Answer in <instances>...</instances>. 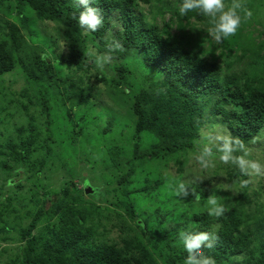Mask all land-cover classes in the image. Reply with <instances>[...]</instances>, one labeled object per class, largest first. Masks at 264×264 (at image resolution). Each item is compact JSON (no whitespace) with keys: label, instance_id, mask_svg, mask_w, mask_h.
Returning <instances> with one entry per match:
<instances>
[{"label":"trees","instance_id":"1","mask_svg":"<svg viewBox=\"0 0 264 264\" xmlns=\"http://www.w3.org/2000/svg\"><path fill=\"white\" fill-rule=\"evenodd\" d=\"M256 1L240 0L247 11ZM142 3L152 7L149 14ZM182 3L94 0L103 23L91 32L78 23L79 0H0V74L19 65L27 87H37L30 136L16 129L18 142L0 144V239L17 244L10 264H185L181 233L188 231L209 234L195 255L212 264H264V42L256 46L246 34L248 19L231 39L213 42L211 18L199 9L180 16ZM57 41L66 56L47 52ZM94 50L115 62L113 103L96 93L105 77L92 81L89 74ZM136 53L156 73L147 86L130 81L132 69L116 62ZM63 63L74 70L69 83ZM211 122L232 136L231 145L222 141L227 163L206 140ZM203 144L210 145L209 161ZM36 150H45L42 161L29 162ZM191 153L200 163L214 161L226 181L213 188L210 177L188 182ZM88 168L98 172L95 187L83 178ZM23 170L27 192L18 183L10 193V180ZM210 197L224 207L221 216L209 215ZM115 227L117 238L110 236Z\"/></svg>","mask_w":264,"mask_h":264},{"label":"rangeland","instance_id":"2","mask_svg":"<svg viewBox=\"0 0 264 264\" xmlns=\"http://www.w3.org/2000/svg\"><path fill=\"white\" fill-rule=\"evenodd\" d=\"M246 1H251V0H246ZM230 3V2H229ZM158 2L154 1L153 6H158ZM228 6V4H226ZM253 6V11L252 16L248 18L249 20V25H252V27L247 28V33L249 34V38L254 39V45H259L261 42H264V0H257L256 2L252 3ZM142 8L143 12L145 14H149V9L152 7H149L148 5L142 3L140 6ZM245 8V7H244ZM247 10V9H246ZM168 12L165 15L166 21L170 17ZM8 17V16H7ZM260 20L262 21V26H260L259 22ZM158 24L162 25V21H160V18L157 20ZM51 26H54L53 23H49ZM258 24V25H257ZM40 25V24H39ZM40 27H42L40 25ZM51 34H53L52 30H48ZM116 30L112 29L109 31L107 34V37L110 40L114 39ZM245 34V33H244ZM49 36V34H47ZM215 38L213 39V42H215ZM205 45L209 48L214 43L207 42ZM54 52H51L52 49L47 48V52L52 54L53 56H56L60 54L61 56H66L67 50L65 47V43L61 41H57L56 46L53 48ZM96 53V51L94 50ZM63 54V55H62ZM97 54V53H96ZM235 56V55H233ZM101 58L103 60V67H99L95 61L93 68L90 70V73L93 76L92 81H95L94 76L95 75H100L102 77H105L106 81L105 83H100L97 87L98 91L96 93H99V96L102 100L106 102H112L111 98L109 97L110 90L114 88V86L111 87L110 80L115 77V69H114V64L115 62L113 60H110L107 54H97V59ZM117 63L121 64H126L129 68L132 69L133 73L130 76V81H132L134 84L138 83L139 85L142 86H147L149 83V78L152 74L156 76V73L153 69L146 68L142 61H141V55L139 53H136L128 58V61H122V60H117ZM236 61L235 67H244V62L239 63ZM62 70V77L63 78H73L74 75V70H71V68L65 63H63L62 67L60 68ZM161 75L157 73V78H160ZM66 82L69 83L67 81ZM131 82V83H132ZM128 87V86H127ZM23 89L26 90V95H23ZM37 92V87L31 86L27 87L25 83V77L22 72L21 67L18 65L15 69L12 71L0 74V144H5V143H16L19 141V136L18 132L15 130L16 129H26L25 136L29 137L30 136V129L28 127V124H31L30 120V114L31 111L35 112V108H32L33 105H31L30 99L32 98V95ZM25 94V93H24ZM68 106H71V103L66 101ZM113 103V102H112ZM23 107V108H22ZM27 107V109H25ZM28 112H27V111ZM30 110V111H29ZM52 110H55V104H52ZM96 113H101L103 117L109 115L106 111L102 112L101 109L98 107L96 109ZM75 112H78V109H75ZM37 117V116H36ZM124 118V117H122ZM92 120V119H91ZM35 126L37 128H41L43 125L42 119L38 116L37 121L34 122ZM36 131H39L36 129ZM204 134L206 136V140L209 141V144L212 145L214 148H218L219 150H223L222 146V141H225L227 144L231 145V139L232 136L229 133V130L226 129H221L219 126V123H207L206 124V129L204 131ZM115 140V139H114ZM42 138L40 136V139L37 144L38 148L41 145ZM209 145V146H210ZM209 146L206 144H203L202 147L200 148L202 152H206L207 155V161L212 159L211 153L209 151ZM42 151V150H41ZM37 151L33 155H30V161L29 162H35V160H40L42 161L43 157L45 154L44 152ZM249 152H251L249 150ZM257 157L261 156V153H256ZM89 156V155H87ZM245 158L247 156L243 155ZM198 157L200 155L198 154ZM185 158L188 160L186 163V173L189 175L188 176V182H192L195 179L198 178H204L208 179L210 177L211 182V188H213L216 184H219L223 181H226L225 175L220 172V170L217 169L216 164L214 161H210L209 164L200 163L201 159H196L194 154H189L188 156H185ZM244 158V159H245ZM49 163V162H48ZM170 166L172 167V172L174 173L177 169L175 166L174 162L170 163ZM28 167V166H27ZM26 167V168H27ZM46 166L43 167V174L42 177L44 178L46 176L45 172ZM217 169V171H216ZM216 171V172H215ZM95 170L92 168L85 169L83 172L84 179L89 185V182H93L91 186L95 187L94 181H92V177L97 174ZM29 172L27 173L26 171L23 170V172L18 176L15 177L14 179L10 180L9 187H7L8 191L11 193L12 189L11 187H15L18 185V183H21L24 188H18L17 190L20 191L21 193H26L27 192V187L29 186V183L26 182V178L29 176ZM31 177V176H30ZM34 178L32 177V180ZM253 181V178H251ZM101 183V182H100ZM79 186L83 187L82 183H79ZM79 187V188H80ZM225 191L228 189V185H224ZM231 192V191H229ZM108 198L115 199L114 194H110ZM120 234V230L115 227L111 229L110 236L111 237H118ZM11 235L15 236V234L11 233ZM4 237V235H0V238ZM16 243L15 242H4L0 239V264H10L12 259H14V255L16 253ZM4 250V251H3Z\"/></svg>","mask_w":264,"mask_h":264},{"label":"clouds","instance_id":"3","mask_svg":"<svg viewBox=\"0 0 264 264\" xmlns=\"http://www.w3.org/2000/svg\"><path fill=\"white\" fill-rule=\"evenodd\" d=\"M79 2L83 6L78 18L80 27L86 31L95 32L103 23L102 15L97 8L92 7L94 0H79ZM193 9H199L202 15L211 18L212 27L209 29V33L217 41L231 39L237 34L241 24L252 16V12L245 10L240 0H232L229 6H226L225 0H183L179 7V15L185 16ZM96 63L99 67H103L101 58H98ZM222 151L224 154L220 156V159L227 163L230 159V150L225 146ZM240 163L243 164V161L241 160ZM205 166L207 165L205 164ZM251 167L257 169L258 165L253 163ZM177 183L178 189L182 191L185 185L182 182ZM207 203L209 215L219 217L224 213V207L218 203L215 197H210ZM209 238V234L206 232L188 231L181 233V240L189 254L185 259V264H212L210 259L195 255V251L209 241Z\"/></svg>","mask_w":264,"mask_h":264},{"label":"water","instance_id":"4","mask_svg":"<svg viewBox=\"0 0 264 264\" xmlns=\"http://www.w3.org/2000/svg\"><path fill=\"white\" fill-rule=\"evenodd\" d=\"M87 192L90 193V192H92V190L91 189H88Z\"/></svg>","mask_w":264,"mask_h":264}]
</instances>
